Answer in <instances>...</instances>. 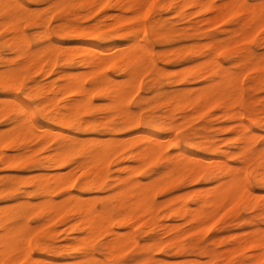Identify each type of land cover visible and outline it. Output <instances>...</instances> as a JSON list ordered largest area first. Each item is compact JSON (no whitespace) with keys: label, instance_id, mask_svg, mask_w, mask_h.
<instances>
[{"label":"bare ground","instance_id":"6f19581e","mask_svg":"<svg viewBox=\"0 0 264 264\" xmlns=\"http://www.w3.org/2000/svg\"><path fill=\"white\" fill-rule=\"evenodd\" d=\"M88 1L91 3L103 4V2L107 0ZM252 1L253 0H251V2ZM11 2L16 3L18 7L11 10V13L8 14L10 17L9 19L5 20L3 18L5 21L0 19V28L4 24L13 22V25L6 29L9 30V37L5 40V46L7 49L13 51L14 55H6L2 52L0 47V66H4L0 69V87L4 91H14L16 88H22V65L31 64L36 70H44L46 65L50 62L49 68L47 65V71L49 72L56 64L57 55L60 52L66 64L73 65L74 63H81L88 66L90 68L88 71L90 72L86 71V68L84 70L88 72V74L85 72L66 71L61 74L59 78L45 83L35 81V83L30 86L27 94L30 98L38 101L35 112L42 118L53 121L59 126L78 130H92L101 127L110 131V134L111 132L116 133L123 128L139 129L142 124L146 126L149 123L156 124L155 122L157 119L153 114L150 113L143 116L139 110L133 109L130 106L132 96L139 90L142 75L156 64L157 55L154 54L155 50H153L150 42L145 36L139 38L140 36L134 35L133 31L124 30L118 34L117 38L108 39L107 36L100 35L102 26L98 24L88 27L81 26L72 28L59 26L62 31L61 34H70L74 37L83 39V41L77 45L72 43L74 46L50 42L39 50L31 51L29 50V45L24 41L27 37L24 39L22 36L23 31H21L22 27L20 25V19L26 7L22 3V0H12ZM150 2L151 0H113V3L118 7L120 12L114 14L113 18L115 21L111 25L122 26L126 23H134V26L128 28L144 30V13L148 11V4ZM174 2H177L176 12L181 16L184 15V7L190 3L201 9L212 11L213 14L209 16L207 21H212L213 19L216 21L231 13L239 16L240 27L236 31L238 35L235 42H242L245 44L238 49L239 59L251 64V66L260 64L263 57L257 55L251 48L252 46L246 44L251 29L264 26V14L261 13L259 0L252 4L249 3V0H223L221 3H216L215 0H165L164 6H171ZM111 6L113 5L111 4ZM62 10H64V8ZM192 11H194V9H191V12ZM128 12H130V14ZM5 17L7 18L8 16L5 15ZM14 24L19 27H15ZM149 28L154 35L162 36V32L158 29L160 28V21L156 17L153 16L150 18ZM70 31H72V33H69ZM147 32V34H149L148 30ZM46 36H49L48 33H46ZM120 38L126 41H121ZM218 43L221 47L226 45V43L223 42ZM194 52L196 51L193 50L192 53ZM22 55L26 57V59L24 58V62H22ZM160 56L164 58L167 57V54H160ZM176 60H180V58L177 56ZM109 65H111V67H109ZM180 67L182 68V66ZM245 68L248 69L250 67L248 66ZM110 70L120 73L123 75V78L120 77L121 79H116L111 75ZM251 71H249V73H251ZM239 72L237 74V72L232 71L230 68L224 67L218 54L211 50L204 60L195 62L191 65H184L177 74L175 73V81H182L185 83L189 81L188 77L190 76L194 79H208L209 83L199 87H181L167 91V105L169 107V104H173L172 101H176V105H174L175 108L180 104L184 107H191L195 109L194 112L190 114L191 116L194 113L204 112L213 105L221 104L225 114L229 115L234 120L231 124L223 125V128H230L233 126L236 130L239 127L242 132L239 130L241 134L238 137V141H243V143H239L238 150L227 151L225 153L242 156L244 158V165L242 167L245 171H247L246 168L248 164L253 162L255 178L260 182L258 177L261 174V170L264 169V148H256L254 146V134L245 136L244 133L252 130L251 124L260 125L261 122L264 121V116L257 115L252 105L243 103L245 94L243 93V83L242 78L239 76L241 75ZM163 74L165 73L163 72ZM88 75L91 77L90 82H88ZM155 79L156 75H153L151 80ZM249 92H251L250 89ZM59 94H66L67 97L59 98ZM94 94L110 98V113L97 118L85 117V114L90 110L93 104ZM15 96L16 95H14V97ZM106 103L109 104V101ZM11 108L14 110V106ZM175 108L168 109L170 112L165 114V120L162 121L165 124L156 126L154 129L140 131V133L137 131L138 133H135L136 135L134 136V133L131 134V136L129 135L128 138L125 136V140L123 138L124 136H121L122 139L121 137L110 136L108 140H103L105 136L102 138L100 137V139L99 137H82L74 133L63 132L48 127L47 123L37 120L36 116L32 119H25L23 121L18 120L17 127L13 132L8 130L7 133L3 131L4 128L0 130V161L4 164L21 162L23 155L14 153L10 155L12 152L7 154L3 145L11 146L16 145L19 141L35 140L40 146H46L54 137H60L58 143L50 148V152L41 163L43 164L46 162L47 166L57 168L71 165V168H68L69 170L67 171H39L40 173L38 172V174L32 178L33 189L28 192L35 190L51 195V193L57 189L70 190L73 188L69 187L72 181H77L75 172L78 171L84 176L82 181L78 184L80 190L102 189L110 184L109 181L112 177L109 178L108 162L114 154L127 150L124 158L133 161V163L130 162L131 164H126L123 167V169L127 170V174H118L114 178L122 181L124 187L122 186L123 189L120 188L121 190L117 192L114 190L115 193L107 196V198H113L114 200L107 201L102 210L96 208L94 204L95 197H85L80 192L75 193L68 191V195L66 196L65 194L63 196V198L65 196L66 198L62 201L60 200L61 202L58 200V202L53 203L52 201V204L47 198V202L49 201L50 205L46 207L48 209L44 211V214L48 216L47 221H50L53 216L56 217L55 215H58L60 210L62 212L66 209L79 216V222H77V224L83 225L82 228L86 232L85 235L81 234L82 236L77 237H75V233L74 237L77 238V242L74 243V245L71 244L76 251L80 252V259L76 257L74 258L76 261H73L74 259L71 260L73 261L72 263H66V260V262L64 261L66 264H107L103 258L98 256L100 252L97 251L92 244L93 238L101 231H108L110 234V237L104 241L102 246V250L106 252L108 257L119 256L124 250V247L129 243L136 244L139 240L137 239L134 226L137 223H142L143 225L147 223L148 218L152 215L154 210L156 191L164 188L171 181L179 180L185 176H190L191 180H196L204 176L206 178H212L215 181L209 188H204V186H201V189H199L200 187H197V189L194 188L196 190L193 191L197 194L194 199V206H191L187 201L188 194L191 192H182V194L179 195L178 202L170 207V214L174 217L182 218L184 221H195L199 223V225L209 224L223 209L218 211L219 208L235 203L237 199L235 188L229 180L223 179V177L228 176V173L231 171V166L224 165L225 159L220 156L219 159L212 158L205 154H200L198 151L201 148L206 152H214L216 150L214 140L194 141L191 136L193 132L190 131L187 134L188 138L185 140L184 145L179 146L178 153L174 154L172 157L163 155L157 156L155 142L169 139L168 136L160 135L161 131L164 130L173 133L175 127L173 124ZM217 108H219V106ZM244 109L248 111L247 114H245ZM7 111L8 110H4V113H7ZM262 112H264V110H262ZM167 119H169V122H165ZM221 155H223L222 152ZM177 156L184 157V159L175 158ZM159 158L165 162L171 161L170 164L165 166L166 169L164 174L152 179L149 178L150 180L146 179L147 181H142L137 175L138 170ZM262 185L264 186V184ZM2 192L3 190L0 188V194ZM252 195H254L253 190L251 186H248L245 192V201H249ZM45 199H43V202ZM33 201L35 204L36 199ZM40 203H38V207L36 206V208H40ZM35 205H37V203ZM61 207L64 209L62 210ZM115 222H117V227L115 226ZM0 223H2L1 217ZM29 223L30 222H28V224ZM158 225H163L164 231L165 227L167 230H173L179 226L177 223L169 222L167 224ZM20 226L21 225H19V227ZM118 227H125L126 230H119ZM16 228L18 229V227ZM31 231L28 232L31 233ZM12 232L13 231H11V233ZM180 234L178 233L173 237H178ZM2 237L3 235L1 236V240ZM12 239L13 236L9 235L10 242L3 245V242L1 243L0 261H9L10 257L12 258V251L14 250L12 246H14L15 243V239L14 242ZM151 244L162 246L163 240L155 237ZM151 244H148L147 240L146 248L148 249ZM24 245L25 241L23 242V248L25 251H28L27 248L25 249L26 246L24 247ZM19 246L22 248L21 245ZM165 246L167 245L165 244ZM36 247L38 249L43 248L39 243L36 244ZM177 247L180 248L179 245ZM163 248L165 247L163 246ZM195 249L196 246L188 249V251L193 252ZM246 249L252 250V253L249 252L250 250L248 251L250 253L248 256L255 257L256 261H264V227L256 226L245 236L235 239L232 246L228 249V252L232 254L233 252ZM200 253L204 254L207 260H201L197 257L192 258L190 259L192 264H211L216 258L214 252L207 248L200 251ZM14 257L16 258L17 256ZM152 258L153 256L151 254H147L146 259L152 260ZM202 259L205 258L203 257ZM255 260L246 261L242 259L239 263L237 262V264H253ZM41 261L43 262L42 264H53V262L49 259L47 260L46 257ZM55 261L54 264H60V260L58 262L57 260ZM64 262L62 263L61 261V264H64Z\"/></svg>","mask_w":264,"mask_h":264},{"label":"rangeland","instance_id":"374dc122","mask_svg":"<svg viewBox=\"0 0 264 264\" xmlns=\"http://www.w3.org/2000/svg\"><path fill=\"white\" fill-rule=\"evenodd\" d=\"M222 1L223 0H215L216 3H221ZM256 1L258 0H253L252 2L249 0V3L252 4ZM164 2L165 0H155L154 9L151 11L147 19L144 18L143 20L145 26L144 30H136V28H128L134 26V23H126L122 26L111 25L115 21L113 18L114 14L120 12L118 7H116L113 3V0L104 1L103 4L91 3L88 0H26V3H24L22 0V3L26 8L23 10L22 17L20 19V25L22 27L21 31H23L22 36L24 39L27 37V42L26 40L24 41L29 45V50L31 51L39 50L50 42L74 46L83 41V39L74 37L70 34H61L62 31L60 30L59 26L72 28L81 26L88 27L98 24L102 26L100 35H105L108 37V39L117 38L118 34L124 30L133 31L134 35L140 36L139 38L145 36V38L150 42L153 50H155L154 54L157 55L156 64L149 68L143 74L144 76L142 75V83L140 82L139 90L134 93L130 101V106L133 109L139 110L143 116L150 113L153 114L157 119L155 122L156 124L149 123L147 126L142 124L139 129L123 128L116 133L111 132L110 134V131L101 127L94 128L92 130H78L59 126L53 121L42 118L37 112L35 115L36 119L47 123L48 127H51L52 129L74 133L82 137L87 136L102 138L105 136L103 140H108V137L110 136L118 138L124 136L123 138L125 140L133 133V136L136 135L138 133L137 131L140 133V131L154 129L156 126L165 124L162 121L165 120V114L170 112L168 109L175 108L174 105H176V101H172L173 104H169V107L167 105V91L181 87H199L209 83V80L204 78L194 79L193 77L189 76V81L185 83L182 81H175V78L178 71L181 70L184 65H191L195 62L204 60L211 50L218 54L219 59L222 61L224 67L230 68L232 71L237 72V74L240 71L239 74L241 75L239 76L242 78L243 93L245 94L243 97V103L252 105L254 112L257 115L264 116V112H262V110H264V32L260 31L262 28H264V26L252 28L251 32H249L250 34H248L249 36L246 44L252 46L251 48L254 50V52L257 55L263 57L259 65L251 66V64L240 60L238 55L239 47L245 45L242 42H235V39L238 35L236 31L240 27L239 16L231 13L216 21H214V19L212 21H207L209 16H212L213 14L210 10L201 9L200 7L190 3L184 7V15L181 16L178 12H176L177 2H174L168 7L164 6ZM111 4L113 6H111ZM104 5L106 6L102 7ZM63 8L64 10H62ZM191 9H194V11L191 12ZM128 13L130 14V12ZM6 16L8 17L6 18L5 13L0 10V19L2 21L10 18L9 15ZM153 16L160 21V28L158 29L162 32V36L154 35L149 28V20ZM11 25H13V22L4 24L0 28V47L2 52L8 56L14 55V52L10 49H7L5 46V40L9 37V30L6 29ZM14 26L17 27L18 25L14 24ZM147 30L149 31V34H147ZM46 33H48L49 36H46ZM69 33H72V31ZM120 40L126 41L125 39L121 38ZM218 42L226 43V45L221 47ZM72 43L74 45H72ZM193 50L196 52L192 53ZM164 53L167 54V57L163 58L160 56V54ZM177 56L180 58V60H176ZM24 58L26 59V57L22 55V62H24ZM49 64L50 62L47 64L48 68ZM47 65L44 70H36L31 64L22 65V89L24 90L23 95L27 99L35 101V99L30 98V96L27 94L30 86H32L35 81L45 83L59 78V76L66 71L83 73L85 72V68L87 69L86 71L90 69L88 66L81 63H74L73 65L66 64L65 60L63 59V55L60 52L57 55L56 64L49 72L47 71ZM180 66H182V68ZM248 66L250 68H245ZM1 67L3 68L4 66H0V69ZM249 71H251L252 74L249 73ZM88 72L85 73L88 74ZM163 72L165 74H163ZM110 73L116 79L123 78V75L115 71L110 70ZM153 75H156L155 80H151ZM87 77L88 82H90V75ZM247 89L248 92L249 89L251 92L248 93ZM9 92L11 93V96L8 95ZM14 95H18L15 90L4 91L0 87V130H3L4 128L3 131L5 132L8 130L13 132L18 124V120L16 119L15 115H13L14 110L11 108L13 107L12 99L14 98ZM1 97H4L5 100ZM65 97H67L66 94H59V98ZM107 101H109V104L106 103ZM110 102V98L103 95L94 94L93 104L90 110L85 114V117L97 118L103 116L104 114L110 113ZM36 104L37 103L33 104L34 109H36ZM218 106L219 108H217ZM183 107L184 106L180 104L174 110L175 115L173 116V124L175 127L173 129V134H175L176 129H191V132H193L191 136L194 141L214 140L216 144V150L214 152H206L201 148L198 150L200 154H205L208 157L218 159L221 157L223 159H230L231 157L240 156L237 154L225 153L227 151L238 150V137L242 131L239 127L235 130L233 126L230 128H223V125L231 124L234 120L229 115L225 114L224 108L221 104H216L215 109L213 105L206 111L194 113L191 116L190 114L194 112L195 109H192L191 107ZM4 110H8L7 113H4ZM244 112L245 114L248 113V111L245 109ZM168 120L169 119H167L165 122ZM251 129L252 130L247 132H249V134H254V146L256 147V145L259 143V138L262 135L259 130L260 125L251 124ZM165 132L168 131H161V133ZM59 139L60 137H54L52 141L46 146H40L35 140H26L19 141V143L16 145H11L10 148H5L7 154L12 152L10 155L14 153L23 155V157L21 162L19 161L14 164H4L0 161V188L3 190V192L0 194V217L2 218V223H0V246L10 242L11 239L9 240V235L13 236V242L15 239L14 246H12L14 249L12 251L13 256L12 258L10 257L9 261H3V264H21V262H23V264H42L43 262L41 260L45 257L47 260L49 259L51 262H53V264L56 262L55 260H57V262L60 260L59 263L61 264V261L63 263L64 261L66 262V260V263H72L73 261H76V259H74L76 257H78L77 259H80V252L76 251L74 246H72L77 242V238L75 237L82 236L81 234H86L85 230L82 228L83 225L77 224V222H79V216L72 213V211H67L64 208L63 210L61 207L63 211L61 212L60 210V213L55 215L56 217H52L51 214L52 219L47 221L48 216L44 214V211L45 209H48L46 207L50 206L49 201H51V204L52 201L53 203L58 202V200L61 202L68 195V191L75 193L80 192L85 197H95L96 199L94 200V204L96 208L98 210H102L107 201L114 200L113 198H107V196L115 193L114 190L117 192L123 189L122 186L124 187L122 181L116 180L114 178L118 174H127V170L123 169L124 165L133 163V161L124 158L127 150L120 151L110 158L108 162V172L109 178H112L109 181V186L105 188L80 190L78 188V184L82 181L84 176L81 175L80 171H78L75 172V174L77 177H80V179H77L76 185L70 190L57 189L52 192L51 195H47L35 190L28 192L29 190L33 189L32 178L38 174L39 171H67L71 168V165H65L57 168L47 166L46 162L43 164L41 163L45 160V156L50 152V148L56 145ZM183 145L184 143L181 146ZM221 152L223 155H221ZM159 161L163 160L159 158L141 167L137 172L138 177L142 181H147L150 180L149 178L152 179L164 174L166 167L164 164L159 163ZM243 165L244 162L242 160V163L239 166L242 167ZM253 168V162L248 164L246 168L247 171L253 172L252 183L250 186L254 195H252L251 199L249 200V207L242 209V206L239 205L236 207L227 205L225 207L223 206L219 208L218 211H220L222 208L223 209L214 218L213 221H216V223L215 226L211 227V231L208 229L213 224V221H211L209 224L199 225V223L195 221H184L182 218L174 217L170 214V207L178 202L179 195H181L182 192H191L188 194L187 201L191 206H194V199L197 194L193 190H196L197 187H200L199 189H201V186H204V188H209L212 183H215L212 178H206L204 176H201L196 180H191L190 176H185L179 180L169 182L164 188L157 190L158 192L156 191V199L153 207L154 210L152 215L148 218L147 223L145 225L142 223H137L134 226L136 236L139 241L136 244H127L128 246L126 245L124 247V250L119 256H107L106 252L102 250V246L104 241L110 237V234L108 231L99 232L92 240L94 248L100 252L98 256L103 258L107 264H114L115 261L119 260L127 261V264H192V261H190L192 258L197 257L201 260H207V257L200 253V251H203L205 248H207L212 250L216 256L214 259L215 261L213 260L211 264H235V262L237 264V262L239 263V261L242 259L246 261L255 260V257L253 258V256H248L250 253H252V250L250 249L233 252L232 254L228 252V249L232 246V243L235 239L245 236L256 226L264 227V201L260 200V197L264 196V191H262L264 186L256 180L255 171ZM64 193L67 194L63 198L65 195ZM47 198L49 199L48 202ZM35 199L37 205H35L36 203L34 204L33 200ZM43 199H45L44 202ZM38 203L41 204L39 206L40 208H36V206L38 207ZM28 222L30 223L28 224ZM165 222L177 223L179 226L173 230H167L165 227L164 231V226H160L158 224H167ZM19 225L21 226L19 227ZM198 225L201 227V229ZM115 226L117 227V222H115ZM16 227H18V229ZM118 229L123 231L126 230L125 227H118ZM11 231L13 232L11 233ZM28 231H31V233ZM178 233L181 234L178 237H173ZM34 234L37 235L35 236ZM2 235L4 238L2 237L1 240ZM155 237L163 240L162 246L151 244ZM30 238L31 243H29ZM147 240L148 244H151L148 249L146 248ZM24 241V247L26 246L25 249L27 248L28 251H25L23 248ZM38 243L43 247L42 249H38L36 247V244ZM165 244L167 246H165ZM19 245H21L23 249ZM178 245L180 248L177 247ZM163 246L165 248H169L165 249ZM194 246H196L195 251L189 252L188 249ZM147 254H151L153 256L152 260L146 259ZM14 256H17L18 259ZM203 257L205 259H202ZM72 259L74 260L71 261ZM65 262L64 264H66ZM253 264H264V261L255 260Z\"/></svg>","mask_w":264,"mask_h":264},{"label":"snow or ice","instance_id":"6c2138e0","mask_svg":"<svg viewBox=\"0 0 264 264\" xmlns=\"http://www.w3.org/2000/svg\"><path fill=\"white\" fill-rule=\"evenodd\" d=\"M23 2L26 3V0H23ZM259 4H260L261 13L264 14V0H259ZM105 6L106 5L102 7ZM16 7H18V5L16 3L11 2V0H0V10H2L5 13V15L10 14L11 10ZM154 7H155V0H151V2L148 4V11L144 13L145 19H147V17L154 9ZM260 31L264 32V28H262ZM109 67H111V65H109ZM23 91L24 90L22 88H16L15 92L18 93V95H16L12 100L14 106L13 115H15L17 120L32 119L36 115L35 109L33 108V104L38 103V101L27 99L26 97H24ZM8 95L11 96V93L9 92ZM259 130L262 133V135L260 136L259 143L256 145V147L264 148V121L261 122ZM190 131L191 129H187L183 131L180 129H176L175 134H173L172 132L161 133L160 135L168 136L169 139L155 142L157 156L163 155L166 157H172L174 154L178 153L179 146L182 145L185 142V140L188 138L187 134ZM244 135L245 136L249 135V132L246 131ZM239 143H243V141H240ZM3 147L10 148L11 146L3 145ZM175 158L184 159V157H178V156ZM243 159L244 158L242 156H236L230 159L226 158L224 160V165L231 166V171L228 173V176L223 177V179H227L231 182L237 194V199L235 203L232 204L231 206L236 207L239 205L242 206V209H246L249 206L250 201L247 202L245 201V192L247 191L248 186H250L252 183L253 172L252 171L246 172L243 167L239 166L241 165ZM159 163L167 166L168 164L171 163V161L170 160L167 162L159 161ZM258 178L260 182L264 184V169L261 170V174L259 175ZM77 179H80V177H77ZM75 185H76V180H73L72 184L69 187L71 188L74 187ZM262 191H264V188H262ZM260 200L264 201V196H261ZM215 223L216 221H213V224L208 229L209 231H211V227L215 226ZM29 243H31V238L29 239ZM0 264H3V261H0ZM21 264H23V262H21ZM114 264H127V261L119 260V261H115Z\"/></svg>","mask_w":264,"mask_h":264}]
</instances>
